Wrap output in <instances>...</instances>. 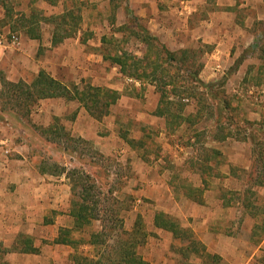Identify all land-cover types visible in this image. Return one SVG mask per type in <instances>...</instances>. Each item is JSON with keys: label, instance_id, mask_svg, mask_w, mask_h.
Returning a JSON list of instances; mask_svg holds the SVG:
<instances>
[{"label": "rangeland", "instance_id": "374dc122", "mask_svg": "<svg viewBox=\"0 0 264 264\" xmlns=\"http://www.w3.org/2000/svg\"><path fill=\"white\" fill-rule=\"evenodd\" d=\"M5 2L8 8L5 13L0 7V28L20 33L24 42L18 49L5 51H12L15 57H21L29 43L22 30L29 29L26 26L35 32L46 28L49 23L45 18L55 11L41 9L37 2L33 5L25 0ZM63 5L66 9L74 8V12L83 17L82 25H89L88 30L91 26L99 28L94 35L90 31L86 33L85 38L90 42L86 45L89 46L85 49L86 53L95 50L97 41L105 36L103 48L96 52L101 51L110 58L124 53L143 57L148 44L142 41L140 36L144 33L139 31L138 26L147 31L149 26L129 9L130 0H65ZM195 14V18L191 19L192 15H189L181 22L187 20V24L194 27V23L203 18L204 12ZM171 18L167 20L177 24ZM115 27H122V32H114ZM156 39L154 52L158 51L159 56L164 58V68H168L176 88L174 93L177 95L173 93L169 96L170 101L181 107L179 110L182 109L183 117L176 122H168L167 118L155 115L161 88L170 91L173 84L166 87L164 82L146 81L140 88L135 87L127 83L129 76L121 72L119 65L106 60L101 64V77L79 79L80 88L90 84L102 87L114 85L120 88L122 97L111 106L107 115L100 118V122L97 121V128L91 130L88 137L78 134L73 128L72 121L79 112L75 102L58 105L62 108L61 117L41 115L36 111L24 115L14 100L11 103L2 96L0 134L12 141L11 154L3 162L10 174L15 176V179H9L12 182L0 186L1 190H7L2 195L5 201L12 200L9 203L21 211L32 200V205L40 209H34L32 214L24 211V215L39 221L45 216H52L50 209L43 206H48L53 200L55 191L56 197L62 195L60 200L63 204L58 203L61 205L57 211L60 218L57 219L56 214L53 216L55 220L63 221L64 225L73 227L74 221L67 217V213L71 203L79 200L80 189L74 190L73 180L61 172L82 171L90 174L96 184L95 192L100 200V215L110 237L109 245L116 244L118 235H112V231L116 230L120 224L117 220L120 219L126 232L134 230L136 235L143 237L137 252L147 264H204L205 259L198 258L197 248L192 243L196 240L206 246L216 242L209 250L222 254L226 258L224 264H230L226 261L229 258L239 262L252 255L254 245L259 243L264 233V226L260 225L254 232L256 237L250 238L253 214H257L259 223L264 220V196L252 181V176H257L261 166L258 155L264 145L263 123L257 122L254 114L255 105L260 101L255 99V82H243L240 75L235 74L236 67L245 61L244 58H238L230 68L226 66V75L209 79L207 63L215 59L207 55L213 52V46L204 44L201 39L188 36L186 44L179 48L172 45L169 39L166 42ZM166 50L177 57L174 63H166ZM154 52L152 55H155ZM254 54L248 53L252 58ZM254 66L249 65L252 71ZM28 67L31 72L32 66ZM195 75L204 83L216 86L212 94L198 89ZM251 78L255 80V75ZM26 79L31 82L32 75L28 74ZM260 106L264 107V102ZM172 108L176 112L177 108ZM51 118L57 122L55 128L47 126ZM226 135L228 137L224 139ZM121 150L125 152L121 153ZM25 184L30 187H24ZM32 184L40 190L38 198L29 196ZM47 185H51L49 191ZM11 186L18 190L8 193ZM192 189H203V195L211 201L210 209L215 210L214 217L217 218L214 226H204L200 220L199 223L193 222L188 214L193 215L197 210L194 212L188 207L183 211L184 202L175 207V199L178 202V198L183 199L185 192ZM43 192L49 198L42 197ZM202 208L199 214L204 216L209 210ZM166 210L176 212L170 217L181 230L186 231V235L174 237L156 225L157 214ZM178 210H182L183 215H179ZM138 221L141 226L137 225ZM202 226L213 231L201 234L205 233ZM101 227L102 224L97 222L88 228L86 234L75 233L73 236L88 240V234L100 231ZM121 228L120 238L123 237ZM211 233L225 237L216 238ZM89 246H82L80 250L95 256L97 250ZM210 261L206 258L205 263ZM39 262L48 264L43 257Z\"/></svg>", "mask_w": 264, "mask_h": 264}, {"label": "crops", "instance_id": "0c3cea01", "mask_svg": "<svg viewBox=\"0 0 264 264\" xmlns=\"http://www.w3.org/2000/svg\"><path fill=\"white\" fill-rule=\"evenodd\" d=\"M25 1L30 2L31 5L37 2L38 7L40 6L41 9H54L55 12L45 18L53 28L47 25L46 28H41L35 32L30 29V26H26L29 27V29H23L22 32L27 38L26 41L28 40L29 43L28 48L21 57H15L14 53H11L12 51L9 53V51L0 50V92L8 91L6 87L7 83L15 85L25 83L27 85H32L40 77L41 73H44L73 92L74 88L84 91L88 87L116 91L119 94V101L122 97L121 92H119L121 90L114 85L102 87L90 84L85 85L82 88H80L81 86L79 85V79L87 80L88 77H94L96 79H98V76L101 77V64H103L105 60L110 61L111 64H113L112 59L108 54H101V51L100 53L96 52L98 49L103 48L105 36H101L100 40L97 41L94 46L96 47L95 50L87 53L85 52V49H89V46H86L87 43H90L85 38L86 33L90 31V33L94 35L99 28L91 26L90 30H88L89 25H82L83 17L79 15L81 17L80 27L74 32L73 36H65V33L72 31V25L59 26L51 22L52 19L58 16L74 12V8L66 9L63 5V1L65 0ZM0 7L6 13L7 10L1 3ZM129 9L134 11L140 20L143 19L148 24L149 27L147 29L150 35L153 34L154 38H159L162 42H166V40L169 39L168 41H170L172 45L179 48L183 47L186 44L188 36H191L192 38L196 37L197 39H201L204 44L213 46V52L210 55H207L212 59H215L214 61L208 60L207 63V67L210 69V71L207 72V77L209 79L219 77L221 74L226 75L224 72L226 66L230 68L235 65L238 58H244L243 60L245 61L239 63L240 66L236 67L235 74H239L240 79L243 82H255L254 90L257 94L255 99L260 101L255 105L254 114L256 115V121H262V126L264 127V107L260 106V103L264 102V0H130ZM198 11L202 14L204 12V16H201L203 18L194 23V27H190L189 23L187 24V20L181 22L184 17H189V15H192L191 19L195 18V13ZM76 13L77 15L79 14L78 12ZM170 15L173 16L172 18L177 24L174 22L171 23L170 20H167V18H171ZM122 29V27H115L114 32H122ZM3 30L6 31V28H3ZM7 30H9L8 32H11L10 29ZM18 34L20 35V33ZM20 36L23 42V36ZM94 37L95 36H93V38ZM254 52L255 54L253 58L251 55H248V53L253 54ZM29 65L32 66L31 72L28 70ZM249 65H255L254 71H252L253 68L249 67ZM229 68H227V70ZM8 69H10L9 72ZM28 74L32 75L31 82H28L26 79ZM251 75H255V80H251ZM139 82V84H131L140 88L142 82ZM67 102H70V104H72L71 102L78 104L77 110H79V112L72 121L74 124L73 128L76 129L78 134L88 137L89 132L97 128V121L100 119L93 117L78 99L67 100L61 97L41 99L32 107L30 114H33L34 111H36L41 115L50 114L61 117L63 116V112L62 108L58 105L62 104L64 106ZM51 119L47 126L49 128H55L57 122L56 120L53 121V118ZM11 146V139L0 134V186L5 183L9 184L10 181L12 182V180L9 179H12L13 177L15 179V176L10 174L7 165L3 162V160L8 159L10 156L12 151ZM106 151L109 153L108 147ZM124 152L125 150H121V153ZM209 159H211V157ZM68 172L70 171L66 170L63 174L67 176ZM261 173L262 169H259L257 170L256 175L259 176ZM68 179L70 180V178ZM24 187L30 186H26L25 184ZM31 187L32 191L29 196L38 198L40 190L37 189V186L34 184H32ZM47 187L49 191L51 185H47ZM255 187L260 189L259 191L261 195L264 196V186ZM195 189L185 192V198H178V202L175 199V207H180L179 205L184 202L183 211L188 207L189 209L193 208L194 212L197 210L193 215L188 214L193 222H198L200 220V223H203L204 226L207 224L214 226L217 218L214 217L215 210H213V208L210 209L211 201L205 197L206 195H203V202L201 204L198 203L193 195ZM17 190L16 187L11 186V188L8 189V193L16 192ZM5 192H7L6 189H0V264H41V262H39L40 257L47 259L48 264H76L74 257L77 254L96 260L100 258L102 252L99 253L92 245L81 244L78 246V249H76L71 245L55 243V241L67 230L72 231L71 237L76 240H81L82 238H75L73 236L75 233L87 232H79L74 229L75 219L71 215L74 202L71 203L72 206L70 212L67 213V217L74 221V225L73 227H68L67 225H64L63 221L55 220V217L53 216V214L58 215L57 211L61 206L58 203L63 204L61 201L62 195L60 197L58 194V197H56L55 191L52 194V196H54L53 200L48 203V206H43L45 209H50L49 212L52 216H45V218H42L39 221L32 220L29 215H24V211L27 212L26 214H32L35 211L34 209H40L38 206L32 205V200L25 206V209L21 211L18 210L15 205L9 203V201L12 200L5 201V198L2 195L6 194ZM46 196L45 192H43L42 197L45 198ZM47 198H49V195ZM36 201L39 200L37 199ZM201 208H207V210H209L205 212L206 215L201 216L199 214ZM166 211L167 212L159 213L165 214L169 217L170 214L176 213L175 211ZM181 211L178 210V213L180 212L179 215H183V212ZM57 217V219H59L60 215ZM252 220L254 225L251 230L250 238L254 239L256 237L254 232L260 227V225L264 226V220L259 223L257 214H253ZM97 222L101 223L100 221H96L95 223ZM121 222L123 228L121 235H123V237L120 238V233L114 234L116 236L118 235L115 242L124 241L125 239L133 240L134 230L126 232L123 227V220ZM202 231L205 233L201 234H209L213 230L210 231L209 228L206 229L202 226ZM170 233L175 237L172 232ZM211 234L215 235L216 238L225 237L224 235L217 233ZM83 239L87 240L86 238ZM258 242V244L254 245L253 253L249 258L242 259L239 262L238 259L235 262L234 260H231V258L226 261L230 264H264V233L262 234V238H259ZM194 244L195 248H197L199 259L206 260V258H208L211 260L209 263H205V260H203L204 264H215L216 259L212 258L216 257L219 260L218 264H224L226 258L222 254L217 253L215 250H209L210 247L216 245V242L214 244L208 243V247L197 240ZM249 245L253 246V244ZM82 246L95 248V250H97L96 255L89 256L85 252H82L80 250ZM112 252L114 254V252L116 253V250H112ZM137 254L139 255L138 252ZM141 258L147 264L146 259L143 257ZM197 264L202 263L199 262Z\"/></svg>", "mask_w": 264, "mask_h": 264}, {"label": "trees", "instance_id": "16d2710c", "mask_svg": "<svg viewBox=\"0 0 264 264\" xmlns=\"http://www.w3.org/2000/svg\"><path fill=\"white\" fill-rule=\"evenodd\" d=\"M0 3L5 8H8L5 0H0ZM80 21L81 17L75 12H69L65 15L63 14L51 20V22L59 26L72 25V31L65 33V36H73L74 32L80 27ZM138 28L141 33H144L140 36L142 37V41L148 44V48L143 57L138 58L131 54L124 53L123 55L111 58L113 64L119 65L121 67V72L131 78L141 82H164L166 87H170L174 83V80H172L169 75L168 68H164V58L159 56L158 51L154 52V43L157 39L151 36L146 29H142L140 26H138ZM152 51L155 55H152ZM166 59V63H174L177 60V57L173 53L167 51ZM193 77L194 79L196 78L195 81L199 87L198 89L201 88L202 90L209 92V94L213 93V90L216 87L214 84L204 83L198 78V75ZM6 87L8 91L0 92V97H7L11 103L14 100L18 109H21L24 115H29L32 111V107L41 99L61 97L67 100L78 99L93 117L100 119L103 115H107L109 113L111 106L116 104L119 99V94L116 91L104 88L88 87L84 91L74 88V92L70 91L65 86L56 82L44 73H41L40 77L32 85H27L25 83H19L17 85L7 83ZM172 89L173 90L167 91L166 88L165 90H162L161 88V99L155 111V115L167 118L168 122L170 120L175 121L176 119L183 117L181 114L182 109L179 110L181 107L170 101L171 97L169 96L176 92L175 84H173ZM174 95L177 94L174 93ZM172 106L177 108V110H175L176 112H174ZM228 135L224 136V139L227 138ZM259 156V160L261 161L259 169H262V173L259 176H252L254 186H264V145L260 149ZM65 171L66 170H63L61 173ZM67 176L73 180L74 190L80 189L78 193L79 200L74 202L73 209L71 211V215L75 219L74 229L79 232L88 231V228L96 221H100L102 227L100 231L90 232L88 234V240H76L71 237L72 231L67 230L55 241V243L71 245L76 249H78V246L81 244H89L95 247L99 253L102 252V255H100V258L97 260L77 254L74 257L76 264H146L137 254V248L142 243L143 237L136 235V232L133 233V240L125 239L124 241L117 242L114 246L113 244H108L110 237L107 236L108 231L106 224L100 215V200L97 198L98 194L95 192L96 184L92 180L91 176L78 170L68 172ZM203 194V189L194 190L193 193L196 201L200 204L203 202ZM117 221L120 222V224L117 225L116 230L113 229L112 235L120 233L122 222L120 219ZM156 223L158 227L172 232L176 237H181L182 234L186 235V231L181 230L179 226L165 214L158 213L156 216ZM137 225L141 226V222L138 221ZM121 229L123 230V228ZM136 236H139L140 238H137ZM112 250H116V253L114 252L113 254ZM212 259H216L215 264H218L219 260L217 257Z\"/></svg>", "mask_w": 264, "mask_h": 264}, {"label": "built area", "instance_id": "2783aa9c", "mask_svg": "<svg viewBox=\"0 0 264 264\" xmlns=\"http://www.w3.org/2000/svg\"><path fill=\"white\" fill-rule=\"evenodd\" d=\"M22 38L18 33L6 32L0 28V50L18 49L22 46ZM128 83L139 84L132 78H127Z\"/></svg>", "mask_w": 264, "mask_h": 264}]
</instances>
